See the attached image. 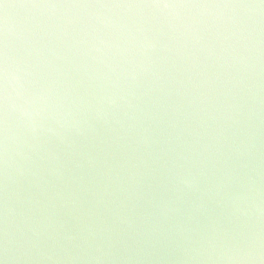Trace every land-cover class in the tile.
Listing matches in <instances>:
<instances>
[{
    "label": "clouds",
    "instance_id": "9594fccd",
    "mask_svg": "<svg viewBox=\"0 0 264 264\" xmlns=\"http://www.w3.org/2000/svg\"><path fill=\"white\" fill-rule=\"evenodd\" d=\"M42 7L68 10L67 23L91 33L97 52L154 50L165 33L177 42L185 33L218 42L234 74L219 87L209 80L186 103L132 104L122 90L101 95V109L85 123L92 128L94 120L107 134L89 137L40 53L10 60L5 16L0 264H264V3ZM133 10L131 20L119 14ZM93 21L112 32L98 34ZM61 109L57 119L53 111ZM108 113H122L116 127ZM14 127L30 137L26 151L12 147ZM220 216L239 222L224 229Z\"/></svg>",
    "mask_w": 264,
    "mask_h": 264
},
{
    "label": "water",
    "instance_id": "95a60500",
    "mask_svg": "<svg viewBox=\"0 0 264 264\" xmlns=\"http://www.w3.org/2000/svg\"><path fill=\"white\" fill-rule=\"evenodd\" d=\"M63 3L65 0H4L0 4V41L3 43L5 39L4 25L7 16L10 60L20 63L29 57V53L36 60L40 53L39 59L47 65L43 70L49 79L55 81V88L63 96L65 105L78 113L75 119L89 137L107 134L106 128L96 121H90L92 128L85 123L87 113L101 109V105L97 103V98L101 95L122 90V94L132 104L143 105L155 98H170L177 103H186L199 91L207 90L209 80L219 87L220 80H226L229 75L234 74V70L225 63L228 53L221 50L218 42L199 40L192 33H185L178 42L172 40L170 34H162L154 50L119 56L100 46L102 50L97 52L92 48L94 40L91 33L79 32L75 25L67 23L70 19L68 10L39 8ZM119 14L128 20L138 15L135 10ZM86 18V14L81 13L79 19ZM93 24L100 35L106 37L112 32L111 26L100 21H93ZM260 47L264 53V44ZM251 55L256 56L255 49ZM260 59L264 64V55ZM258 80L264 83V71L260 72ZM124 110L127 111L126 105ZM53 115L59 119L63 110H54ZM107 115L110 123L116 127L114 120L122 113ZM68 122L73 123L71 117ZM12 132V147L26 151V145L32 143L30 137L19 127H14ZM70 139L78 144L82 142L80 137L73 136ZM15 160L22 164L20 156H16ZM219 219L220 226L229 230L239 222L227 216H220Z\"/></svg>",
    "mask_w": 264,
    "mask_h": 264
},
{
    "label": "snow or ice",
    "instance_id": "6c2138e0",
    "mask_svg": "<svg viewBox=\"0 0 264 264\" xmlns=\"http://www.w3.org/2000/svg\"><path fill=\"white\" fill-rule=\"evenodd\" d=\"M216 0H65V3H149V4H196V3H215ZM220 2H233V0H220ZM259 3H264V0H258ZM4 0H0L3 4ZM2 19V17H0ZM3 55V43L0 41V58Z\"/></svg>",
    "mask_w": 264,
    "mask_h": 264
}]
</instances>
